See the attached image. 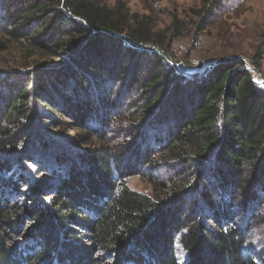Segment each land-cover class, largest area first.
<instances>
[{
	"label": "trees",
	"instance_id": "trees-1",
	"mask_svg": "<svg viewBox=\"0 0 264 264\" xmlns=\"http://www.w3.org/2000/svg\"><path fill=\"white\" fill-rule=\"evenodd\" d=\"M222 2L157 28L124 0H0L28 68L0 71V264H180L178 237L186 264H264V83L174 60Z\"/></svg>",
	"mask_w": 264,
	"mask_h": 264
},
{
	"label": "rangeland",
	"instance_id": "rangeland-1",
	"mask_svg": "<svg viewBox=\"0 0 264 264\" xmlns=\"http://www.w3.org/2000/svg\"><path fill=\"white\" fill-rule=\"evenodd\" d=\"M113 5L117 0H100ZM132 12L151 14L157 28L169 25L171 15L178 14L189 22L198 18L192 12L204 0H124ZM211 0H208V2ZM222 10L214 18L208 30L200 36L196 23L190 26V32L174 43L175 61L182 63L188 77L195 76L202 67H210L212 61L230 59L243 60L252 69L258 82L264 83V54H259L258 47L264 44V0H222ZM20 50L10 49L0 52V71L19 68L28 71L22 62L24 55ZM256 66H252L253 61ZM1 83V82H0ZM3 85V84H1ZM120 86L114 88L115 93ZM122 89V86H121ZM53 130V132H52ZM52 133H61L52 129ZM56 130V131H55ZM66 136H73L72 131H65ZM55 136H61L55 135ZM81 147L84 145L80 144ZM87 148V147H85ZM53 154H50V156ZM128 186L137 192L152 194L151 184L139 175L128 178ZM23 199L20 200L21 206ZM26 230L27 227H25ZM179 238V237H178ZM177 238L176 250L180 264H186L187 255Z\"/></svg>",
	"mask_w": 264,
	"mask_h": 264
}]
</instances>
